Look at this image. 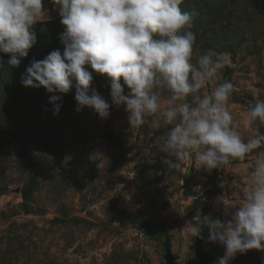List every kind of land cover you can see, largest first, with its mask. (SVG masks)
I'll use <instances>...</instances> for the list:
<instances>
[{"label":"rangeland","instance_id":"obj_1","mask_svg":"<svg viewBox=\"0 0 264 264\" xmlns=\"http://www.w3.org/2000/svg\"><path fill=\"white\" fill-rule=\"evenodd\" d=\"M45 7L51 19L34 26L37 43L20 65L0 52V264H168V249L179 264H201L190 232L199 222L209 264H217L225 249L208 240L207 225L231 219L255 156L207 172L190 153L169 171L160 149L170 126L158 114L131 128L125 106L112 105L102 120L87 107L75 110L73 88L54 115L52 94L21 83L33 60L64 50L65 26L50 0ZM180 7L196 13L200 52L214 49L226 61L217 82L234 85L229 110L242 138L264 135V122L244 123L249 105L264 100V0ZM88 70L111 104L109 78ZM231 264H264V252L249 250Z\"/></svg>","mask_w":264,"mask_h":264},{"label":"clouds","instance_id":"obj_2","mask_svg":"<svg viewBox=\"0 0 264 264\" xmlns=\"http://www.w3.org/2000/svg\"><path fill=\"white\" fill-rule=\"evenodd\" d=\"M50 2L65 26L63 53L57 49L33 60L22 85L52 94L54 115L61 94L73 88L75 110L87 107L102 120L112 105L125 106L131 128L143 126L145 116L160 115L170 126L160 149L169 171L190 153L196 168L207 172L254 155L250 180L239 189L242 201L232 207L230 220L212 219L208 240L225 249L217 264H231L252 249L264 252V135L242 138L229 110L234 85L217 82L226 61L214 49L200 52L192 31L196 13L182 10L184 0ZM50 19L45 0H0V52L10 54L9 66L29 55L37 43L34 26ZM88 66L109 78L111 104L92 87ZM161 93H167L164 101ZM257 121L264 122V100L249 105L244 123ZM204 226H192L191 235L203 238Z\"/></svg>","mask_w":264,"mask_h":264},{"label":"water","instance_id":"obj_3","mask_svg":"<svg viewBox=\"0 0 264 264\" xmlns=\"http://www.w3.org/2000/svg\"><path fill=\"white\" fill-rule=\"evenodd\" d=\"M202 238L196 239V252L201 261V264H209V253L204 250L201 245ZM167 261L168 264H179L171 250H167Z\"/></svg>","mask_w":264,"mask_h":264},{"label":"trees","instance_id":"obj_4","mask_svg":"<svg viewBox=\"0 0 264 264\" xmlns=\"http://www.w3.org/2000/svg\"><path fill=\"white\" fill-rule=\"evenodd\" d=\"M202 240H203V239H202ZM165 246H166L167 249L169 248V244H168V243H165Z\"/></svg>","mask_w":264,"mask_h":264},{"label":"built area","instance_id":"obj_5","mask_svg":"<svg viewBox=\"0 0 264 264\" xmlns=\"http://www.w3.org/2000/svg\"><path fill=\"white\" fill-rule=\"evenodd\" d=\"M50 11H51V9L50 8H48ZM51 13V12H50Z\"/></svg>","mask_w":264,"mask_h":264}]
</instances>
